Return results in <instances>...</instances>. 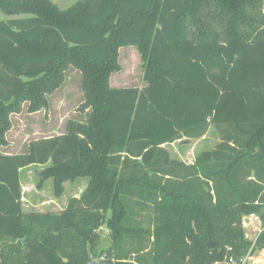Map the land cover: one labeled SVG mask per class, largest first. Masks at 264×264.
Segmentation results:
<instances>
[{
    "label": "trees",
    "instance_id": "16d2710c",
    "mask_svg": "<svg viewBox=\"0 0 264 264\" xmlns=\"http://www.w3.org/2000/svg\"><path fill=\"white\" fill-rule=\"evenodd\" d=\"M0 143L9 114L46 105L81 71L84 119L22 154L0 153V264H213L264 249V0H0ZM144 60L142 88L112 87L121 47ZM220 136L191 162L167 148ZM39 164L56 209H26ZM262 229L244 236L243 219ZM102 226L110 244L97 249Z\"/></svg>",
    "mask_w": 264,
    "mask_h": 264
},
{
    "label": "rangeland",
    "instance_id": "374dc122",
    "mask_svg": "<svg viewBox=\"0 0 264 264\" xmlns=\"http://www.w3.org/2000/svg\"><path fill=\"white\" fill-rule=\"evenodd\" d=\"M59 9H66L78 0H52ZM22 14L9 15L0 11V20L6 21L12 18L22 17ZM118 69L111 73L110 84L112 87H137L145 85L144 60L136 47H121L117 53ZM81 71L75 66H69L64 71L63 81L51 92L45 95L46 105L32 107L30 101H25L17 112L9 114V127L3 133L5 143H0V153L22 154L28 149L31 142L59 136L66 133L70 121L81 122L86 116L90 106H85L84 93L81 88ZM220 141V136L212 129L200 139L175 142L167 145V148L176 157L185 162H191L194 155L202 149L214 147ZM42 165L34 164L25 167L22 172V203L26 209H56L57 203L64 206L66 199L73 193L80 197L86 186L87 180L80 179L65 184V191L60 197L53 193L50 181H45L41 188L36 187L39 179V170ZM56 202V204L54 203ZM67 204V202H66ZM248 221L245 222L244 219ZM244 236L254 241L262 229V224L257 215L251 214L244 217ZM102 240L97 246L110 244L108 230L102 226ZM233 264V263H230ZM242 264H264V249L256 250L253 254L247 253Z\"/></svg>",
    "mask_w": 264,
    "mask_h": 264
},
{
    "label": "water",
    "instance_id": "95a60500",
    "mask_svg": "<svg viewBox=\"0 0 264 264\" xmlns=\"http://www.w3.org/2000/svg\"><path fill=\"white\" fill-rule=\"evenodd\" d=\"M244 221L247 222L248 219L245 218ZM88 264H106V263L101 260H98L97 258H91Z\"/></svg>",
    "mask_w": 264,
    "mask_h": 264
},
{
    "label": "built area",
    "instance_id": "2783aa9c",
    "mask_svg": "<svg viewBox=\"0 0 264 264\" xmlns=\"http://www.w3.org/2000/svg\"><path fill=\"white\" fill-rule=\"evenodd\" d=\"M242 262H243V259L240 260V262H236L232 258H229L228 261L225 262V263H218V262H216V263H213V264H230V263H233V264H242Z\"/></svg>",
    "mask_w": 264,
    "mask_h": 264
},
{
    "label": "crops",
    "instance_id": "0c3cea01",
    "mask_svg": "<svg viewBox=\"0 0 264 264\" xmlns=\"http://www.w3.org/2000/svg\"><path fill=\"white\" fill-rule=\"evenodd\" d=\"M73 195H74V196H76V194H75V193H73ZM67 200H68V198L66 199V202H67ZM66 202H65V205H66ZM54 203L56 204V202H55V201H54ZM65 205H64V206H65ZM64 206H60V205L57 203V209H58V208H62V207H64Z\"/></svg>",
    "mask_w": 264,
    "mask_h": 264
}]
</instances>
